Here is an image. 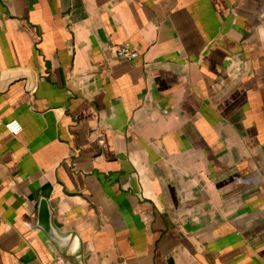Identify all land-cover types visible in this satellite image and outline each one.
Listing matches in <instances>:
<instances>
[{"label": "crops", "instance_id": "crops-1", "mask_svg": "<svg viewBox=\"0 0 264 264\" xmlns=\"http://www.w3.org/2000/svg\"><path fill=\"white\" fill-rule=\"evenodd\" d=\"M0 264H264V0H0Z\"/></svg>", "mask_w": 264, "mask_h": 264}, {"label": "built area", "instance_id": "built-area-1", "mask_svg": "<svg viewBox=\"0 0 264 264\" xmlns=\"http://www.w3.org/2000/svg\"><path fill=\"white\" fill-rule=\"evenodd\" d=\"M117 56L126 60H135L140 56L137 49L129 45H120L116 47ZM7 129L14 135H18L23 130V125L19 120H12L6 124Z\"/></svg>", "mask_w": 264, "mask_h": 264}, {"label": "water", "instance_id": "water-1", "mask_svg": "<svg viewBox=\"0 0 264 264\" xmlns=\"http://www.w3.org/2000/svg\"><path fill=\"white\" fill-rule=\"evenodd\" d=\"M33 84L34 82L29 80L28 88H32ZM39 214H40L39 219H40L41 224L44 225V227L46 228L48 227L50 228V209L48 207V203L46 200L42 201Z\"/></svg>", "mask_w": 264, "mask_h": 264}]
</instances>
